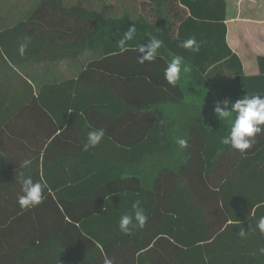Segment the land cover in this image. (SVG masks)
I'll return each instance as SVG.
<instances>
[{
	"label": "trees",
	"instance_id": "16d2710c",
	"mask_svg": "<svg viewBox=\"0 0 264 264\" xmlns=\"http://www.w3.org/2000/svg\"><path fill=\"white\" fill-rule=\"evenodd\" d=\"M42 1V6L53 5V0ZM54 1L60 6L61 18L49 25H55V31L62 34L61 38L76 41L77 45L69 47L73 56L85 50L86 41H98L100 35L104 36L109 30L108 36L100 41L107 51V55L103 56L105 59L102 58L108 61L112 52L122 51L117 42L123 38V33L135 26L136 36L128 42L123 55L127 62L136 59L139 70L135 75L131 74L132 79L128 82L131 86H119L128 89L136 86L147 90L151 96L146 98L145 106L135 107L136 115L131 116L140 124L145 119L146 127L141 129L137 146L123 150V159L117 155L115 159H105L100 169L80 186L77 185L74 190L81 191V199L91 205L85 210H61L62 221L66 217L78 221L80 228L72 225L82 238L91 241L96 248H100L97 242L102 246L120 235L129 238H123L126 244L132 245L128 264L135 258L132 256L133 249L145 250L151 245L148 250L151 264H264V255L259 252L264 247V235L256 228L259 218L264 216V145L260 140L264 133L255 137L254 144L244 154L231 145H223L220 140L228 135L230 125L220 121L214 110L206 116L207 112L199 113L202 108L196 104L180 103L176 98V94L181 93L179 83L173 86L164 76L168 60L158 55L155 61L140 63L141 54L138 52L140 44H146L150 36H155L163 41H173L174 53L189 60L199 70L207 72L213 64L211 62H219L217 87L229 80L228 74L248 79L247 82L264 79V52L256 56L255 65L251 63L253 58L249 60L250 57L239 55L236 47L233 49L236 40L229 36L231 29L239 34L237 40H242L250 36L248 28L263 27L264 15L258 7L264 2L140 0V10L146 16L151 7L158 14L165 15L168 25L156 28L153 23L141 25L144 23L143 15L133 21L127 1L123 2L125 14L117 19L110 17L109 20L102 16V12L109 2L116 0H107L106 4H102L104 0H77L72 9L63 7L65 0ZM89 5L90 10L87 8ZM159 7L163 10L159 11ZM109 8L115 10L114 6ZM228 20L231 21L229 25ZM24 24L34 28L48 25L35 15L29 24ZM254 36L264 41V32ZM190 37H195L200 43V50H211L210 62L203 63V60L190 55V49L179 47ZM245 65L248 68L257 66L258 73L245 69ZM94 66L97 67L92 63L91 67ZM244 70L257 75L247 76ZM101 74L105 78L109 75ZM100 86L93 83L94 88ZM239 88L237 85V94H244V89ZM133 101L132 97L124 98L125 113ZM141 111L145 112L142 114ZM149 122L153 126H149ZM177 137L187 140L186 147L181 148L176 143ZM169 138L172 139V146L166 140ZM136 201H140L145 210L147 222L143 228L136 227L125 234L119 229V220L123 214L133 213ZM102 221L106 229H101V236H98L93 232L96 228L91 226ZM70 224H67L68 230L50 243L65 244L67 249L78 251L83 246L81 242L76 246L68 244L67 235L72 231ZM10 227L0 226V264H43L41 253L45 254V247L50 244H38L36 239H31L30 243L23 242L22 248L19 241V244H10L7 231ZM242 227L246 231L251 230L247 239L238 235ZM60 230H63L62 227ZM106 235L107 240L104 239ZM71 242H74L72 238ZM67 249L63 248L64 253ZM106 249L109 253L110 247ZM94 254L96 256L97 250ZM58 259L60 264L68 260L74 263V257Z\"/></svg>",
	"mask_w": 264,
	"mask_h": 264
},
{
	"label": "crops",
	"instance_id": "0c3cea01",
	"mask_svg": "<svg viewBox=\"0 0 264 264\" xmlns=\"http://www.w3.org/2000/svg\"><path fill=\"white\" fill-rule=\"evenodd\" d=\"M116 1H119L116 19L125 14V1L129 3L133 21L142 15L146 18L140 10V0ZM43 2L0 0V226H11L7 230L9 242L16 244L19 241L21 245L17 244L21 248L23 242L30 243L31 239H36L38 244L49 243L50 246L45 247L46 253H41L43 264H60L58 257H74V263L68 260L65 264H104L106 258L114 264H128L132 245L126 244L123 238H129L120 235L102 246L92 239L100 246L96 248L91 241L79 235L76 229L80 228L78 221H71L69 217L62 221L60 211L65 208L85 210L86 206H90L91 203L81 199L82 192L74 190L77 185L80 186L94 171L100 169L105 159H115L116 155L123 159L126 148L137 146L141 129L146 127L145 119L140 124L131 116L136 115L135 107L145 106L146 98L150 95L147 90L136 86L120 88L119 84L131 86L128 83L132 79L131 74L135 75L139 70L136 59L127 62L124 58L125 50L112 52V61H104L107 51L103 49L104 43L99 38L98 41H86L85 50L78 56L71 55L73 51L69 47L77 45L76 41L61 38L62 34L55 31V25H49L60 20V6L55 5L54 0L53 5L42 6ZM76 3L77 0H65L63 7L72 9ZM259 6L264 15V4ZM90 7L87 8L90 10ZM34 15L48 25L34 28L24 24H29ZM147 17L150 21L144 18L145 24L141 25L152 24L153 18ZM230 22L228 20L227 24ZM262 26L258 29L248 28L250 36L242 40H237L240 37L238 33H233L231 29L229 31V36L236 40L233 49L236 47L239 55L250 57L249 60L253 58L252 62L248 60L253 64L256 56L264 52V41L254 36L264 32V24ZM52 31L56 34H52ZM26 37L31 38V43L21 56L19 46ZM173 45V41L164 40V47L159 50V55H163L168 62L177 55ZM210 52L206 48L198 53L191 51L190 55L204 63L210 62ZM184 60L191 65L192 70L187 74L182 73L178 81L181 93L176 94V98L180 103H193L201 107L199 113L207 112L206 116H209L216 103L225 99L235 102L246 94L264 96V79L247 82L248 79L228 74L229 80L217 87L219 62H211L213 64L209 70L204 72L195 68L186 58ZM99 61L101 64H98ZM92 63L97 67H91ZM256 67L248 68L245 65V69L253 72L259 71ZM243 72L247 76L257 75L246 70ZM101 73L109 75L105 78ZM116 78L120 80L117 82ZM94 82L101 86L94 88ZM237 85L240 90L244 89V94H237ZM127 97H132L134 101L125 113L124 98ZM144 112L141 111L142 114ZM149 126L153 124L149 122ZM94 129H104L105 136L97 146L85 151L87 134ZM166 140L168 145H173L171 138ZM260 140H263L261 143L264 145V134ZM25 160L30 161V165L22 168ZM22 172L34 182L40 181L47 185L42 203L28 210H21L18 203V197L22 194L18 178ZM67 224L72 228L67 235L68 244L76 246L81 242L83 245L78 251L67 249L65 244L60 247L50 243L64 230H68ZM61 227L63 230H60ZM91 227L96 228L93 232L98 236H101V229H106L103 221ZM71 238L74 242H71ZM63 248L67 249L66 253ZM150 248L133 249L132 256L135 258L131 264H151ZM124 249V253H121Z\"/></svg>",
	"mask_w": 264,
	"mask_h": 264
},
{
	"label": "clouds",
	"instance_id": "9594fccd",
	"mask_svg": "<svg viewBox=\"0 0 264 264\" xmlns=\"http://www.w3.org/2000/svg\"><path fill=\"white\" fill-rule=\"evenodd\" d=\"M136 36L135 26L130 27L123 33V38L118 40L120 49L126 50L129 41H132ZM31 43V38L26 37L25 41L19 46V53L23 56ZM164 47V41L155 36H150L146 44H140L138 52L140 63L155 61L159 55V50ZM179 47L190 49L193 53L200 51V43L195 37H190L179 44ZM191 65L187 64L183 56L174 55L167 67L164 70L165 79L169 84L175 86L181 79V75L190 73ZM215 116L220 121H225L230 125L228 135L221 138L220 142L223 145H231L232 148L239 150L244 154L246 150L252 147L255 142V137L258 134L264 133V96L262 95H244L241 99L231 102L227 99L218 101L214 108ZM105 136L104 129H94L88 132L87 142L84 145V150L97 146ZM176 143L181 147H186L187 140L177 137ZM30 161L25 160L21 165L22 168H27ZM21 195L18 197V203L21 210L33 208L44 199V191L47 188L45 183L35 181L30 176H25L22 172L20 175ZM147 222L145 210L140 206V201L133 204L132 214H123L119 220V229L127 234L134 228H143ZM256 228L264 235V216H261L256 224ZM251 231V230H250ZM243 227L238 235L242 239H247L249 232ZM259 252L264 255V247L259 249ZM104 264H114L111 259H105Z\"/></svg>",
	"mask_w": 264,
	"mask_h": 264
},
{
	"label": "rangeland",
	"instance_id": "374dc122",
	"mask_svg": "<svg viewBox=\"0 0 264 264\" xmlns=\"http://www.w3.org/2000/svg\"><path fill=\"white\" fill-rule=\"evenodd\" d=\"M108 1L107 0H104L103 1V3L102 4H106ZM119 2V1H118ZM117 1L116 2H109L106 6H105V9H104V12H102L103 14H104V18H107V20H109V19H111L110 17H114L115 16V13L117 12V10L119 9V8H117V5L119 4ZM111 6H114L115 8V10H112L111 8H109V7H111ZM163 10V7H159V11H162ZM121 13V12H120ZM156 14V15H155ZM147 15L151 18L153 15V24H155L156 25V28L157 27H159L160 25H162V24H166V18H165V15H163V13H161L160 14V12H159V14H158V11H156V10H154L153 9V7H151L150 8V11H148L147 12ZM161 17H163V18H161ZM146 18L148 19V22L150 21V19L146 16ZM151 18V19H152ZM108 32H109V30H108ZM108 32L104 35V36H102V37H106V36H108ZM116 34H117V32H116ZM102 37L100 38V39H102Z\"/></svg>",
	"mask_w": 264,
	"mask_h": 264
}]
</instances>
